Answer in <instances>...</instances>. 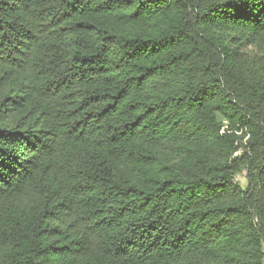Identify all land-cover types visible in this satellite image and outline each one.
<instances>
[{"label": "trees", "instance_id": "16d2710c", "mask_svg": "<svg viewBox=\"0 0 264 264\" xmlns=\"http://www.w3.org/2000/svg\"><path fill=\"white\" fill-rule=\"evenodd\" d=\"M263 241L264 0H0V264Z\"/></svg>", "mask_w": 264, "mask_h": 264}, {"label": "rangeland", "instance_id": "374dc122", "mask_svg": "<svg viewBox=\"0 0 264 264\" xmlns=\"http://www.w3.org/2000/svg\"><path fill=\"white\" fill-rule=\"evenodd\" d=\"M236 180H237L238 183L241 184L242 187L244 186V180L242 179L241 176H237V177H236ZM262 248H263V251H264V241H263V243H262Z\"/></svg>", "mask_w": 264, "mask_h": 264}]
</instances>
